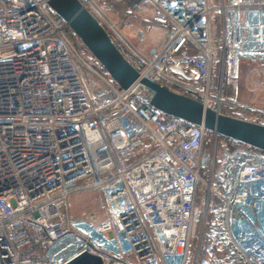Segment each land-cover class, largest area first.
I'll list each match as a JSON object with an SVG mask.
<instances>
[{
	"label": "built area",
	"instance_id": "1",
	"mask_svg": "<svg viewBox=\"0 0 264 264\" xmlns=\"http://www.w3.org/2000/svg\"><path fill=\"white\" fill-rule=\"evenodd\" d=\"M80 1L142 78L219 114L264 57V0ZM72 34L0 0V264H264V152L123 90ZM94 193L103 218L74 214Z\"/></svg>",
	"mask_w": 264,
	"mask_h": 264
},
{
	"label": "water",
	"instance_id": "2",
	"mask_svg": "<svg viewBox=\"0 0 264 264\" xmlns=\"http://www.w3.org/2000/svg\"><path fill=\"white\" fill-rule=\"evenodd\" d=\"M54 12L67 21L71 31L111 79L123 90L157 110L215 131L219 135L264 152V125L219 114L200 102L142 78L112 41L106 29L80 0H47ZM67 264H103L99 257L84 253Z\"/></svg>",
	"mask_w": 264,
	"mask_h": 264
},
{
	"label": "rangeland",
	"instance_id": "3",
	"mask_svg": "<svg viewBox=\"0 0 264 264\" xmlns=\"http://www.w3.org/2000/svg\"><path fill=\"white\" fill-rule=\"evenodd\" d=\"M149 17L150 11L147 10L133 15L136 26L143 25L144 19ZM142 25L141 27L144 26ZM72 38L77 41L81 50L92 56L77 36L72 34ZM224 100L229 103L224 105L223 110L227 115L259 121L258 114L264 115V57L239 59L236 67L228 73ZM89 197L88 200L84 199V194L75 196L74 214L80 216L95 213V217L100 220L103 212L98 197L95 193Z\"/></svg>",
	"mask_w": 264,
	"mask_h": 264
},
{
	"label": "crops",
	"instance_id": "4",
	"mask_svg": "<svg viewBox=\"0 0 264 264\" xmlns=\"http://www.w3.org/2000/svg\"><path fill=\"white\" fill-rule=\"evenodd\" d=\"M226 98V97H225ZM230 101V100H229ZM238 118V117H237ZM242 118V117H241ZM244 120H247V121H251V122H255L256 120L253 118V119H249V118H242Z\"/></svg>",
	"mask_w": 264,
	"mask_h": 264
}]
</instances>
